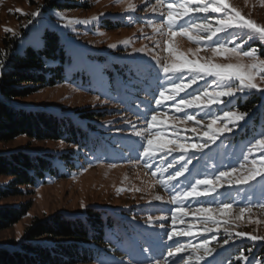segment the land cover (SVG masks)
<instances>
[{
    "label": "trees",
    "instance_id": "trees-1",
    "mask_svg": "<svg viewBox=\"0 0 264 264\" xmlns=\"http://www.w3.org/2000/svg\"><path fill=\"white\" fill-rule=\"evenodd\" d=\"M77 1L84 0H43L47 7L57 12L80 8L82 4ZM149 1H151L150 5L154 4L156 6L154 9L160 10V12H152L151 18L149 17L148 20L139 17V14L145 10L144 8L140 10L141 12L129 10L107 15L102 19L100 25L114 29L119 25H130L133 22L134 24L141 22L144 24L149 20L156 25H165L166 22L157 20L158 14L160 13L159 17H167L168 4L183 0ZM159 7L160 9H158ZM204 17L208 18L210 14L204 15ZM193 20L192 18L189 24L182 26L190 28L191 24H196ZM172 30L180 31L179 22ZM3 40L7 47L3 52L5 64L0 70V143H7L25 136L35 141L60 142L65 148L57 152L49 149L27 148L0 151V176L8 178L6 183H0V200L10 196H21L24 193L23 190L35 189L49 180L62 179L76 173L99 153L110 158L109 149L115 151V154L124 149L123 146L117 144L115 139L119 135L118 130L120 129L114 128V126H105L100 121L105 116L104 113L100 114L98 111H91L89 114L77 111L67 113L60 110L55 111L52 107H25L15 104L14 99L25 98L40 89L64 84L65 81L72 82L79 74V77L85 75L81 79L84 85L88 86L92 83L87 88L89 91L100 94L106 91V95L115 101L118 110H124L128 114L134 115L137 113V109L144 114V111L148 108L151 109L152 106L157 108L155 101L160 98V91L166 89L167 86L170 87L169 84L164 83L163 73L157 71L159 65L152 57L139 59L120 50V52L118 51L120 56L115 54L110 58L98 48H92L91 52L84 49L82 58L73 56L70 44L64 41L58 30L54 28L44 27L42 29V45L40 47H33L25 41L16 40V38L9 42ZM257 43L258 41L254 38L249 45L253 47L252 49L257 50L258 57L264 58V48ZM80 59L87 61L86 68ZM93 66L98 70H94ZM154 76H158L156 80H159L162 85L155 82L156 80L152 82L155 79ZM91 78H104L105 81L98 84L95 82L96 80H90ZM157 85L161 87L156 92ZM198 85H203V88L196 91L193 87V95H199L207 87L203 82H199ZM133 100H137V102L132 103ZM126 106L130 111H126ZM223 111L246 112L251 115L246 122H241L232 134L225 135L215 143L210 142L208 147L203 150H190L187 157L191 161L189 170L181 178L183 186L187 185L189 180L200 179L198 177L203 175L201 173L204 167L206 172L212 173L213 170H210L212 163L215 167L221 166L215 164L212 158L216 161L222 160L223 157L228 158L226 154L222 153L223 151L231 153V150L234 149V155L231 156H235L236 150L243 149L250 141L255 143L256 139L264 138V135H261L264 134V97L258 93L239 94L230 105L223 106ZM223 111L214 110L213 114L220 117L223 115ZM187 114L195 115L196 110L189 109ZM182 115L184 116L183 113ZM134 116H137V119L141 117L138 113ZM180 129L184 131L187 128L180 127ZM183 133L184 135L192 134L190 130ZM199 139L202 138L197 137L191 143H204L206 138L200 141ZM238 154L243 158L240 153ZM248 157L247 160H258L259 154L253 150ZM174 158L178 159L177 153H174L170 160ZM232 165L229 162L227 166ZM257 165L262 167L260 164ZM181 167L182 165L178 171L181 170ZM232 168L230 167L227 171ZM194 169L200 170V173L196 174L199 175L196 178L192 176L195 174ZM225 169L226 167L219 172ZM219 172L215 175H218ZM262 185H264V181L258 177L254 183L226 187L228 189L225 192L217 191L214 196L202 198L211 201V204L205 203L201 206L221 204L213 201L219 196H228L229 193H232V189L238 190L240 187L250 189L245 194L252 197L251 201H258L261 196L264 197V186ZM225 199L221 201L227 203ZM192 205L195 204L176 203V207H185L186 209ZM150 206H153V203L132 204L118 208L92 204L87 205L80 213L58 212L43 220L35 218L25 229L18 244L0 245V264H77L90 262L98 255L120 256V251L130 248L122 242L125 238L131 241L146 233L138 228L139 220H143L141 214H149ZM158 206L153 207L156 209ZM28 208V202L0 205V231L17 223ZM174 210H171L170 213ZM168 222L166 220V224H164L169 225ZM166 236L167 234L163 233L159 242L153 241L154 246L162 243ZM213 236L216 237L214 240ZM205 239L209 241L208 248L212 249V252L205 256L201 249L205 258L199 264H222V261H227V264H241L245 257L250 262L257 261L264 264V242L262 241L252 240L253 242H249L247 239H239L232 242L234 237H231L227 232H217ZM226 240L229 243L225 244ZM185 241H181V243ZM170 245L173 248L176 247L174 243ZM161 250L159 256L152 260L165 261L164 257L167 256L170 249L168 247L164 250L162 244ZM189 256H191V261H189ZM193 256L191 252L185 254L182 261H185V264H197Z\"/></svg>",
    "mask_w": 264,
    "mask_h": 264
},
{
    "label": "rangeland",
    "instance_id": "rangeland-1",
    "mask_svg": "<svg viewBox=\"0 0 264 264\" xmlns=\"http://www.w3.org/2000/svg\"><path fill=\"white\" fill-rule=\"evenodd\" d=\"M162 1L165 2L167 0ZM77 2L82 4L80 8L57 12L54 9L47 7L43 0H0V70L5 64L3 52H5V48L7 47V44L4 43L3 39H5L6 42H9L11 39L16 38V40L25 41L33 47H40L42 45L41 32L44 27L58 30L63 40L68 42L72 47L73 56H80L81 58L84 56L82 52L84 49L91 52L93 51L92 48H98L110 58H112L113 55L115 56V54L120 56L118 51L120 52V50H122L139 59H142L143 57L153 58V56H156L162 64L164 62H171L175 59L174 56L165 51V41L171 39L174 48L178 52L184 53L188 59H199L201 62H204L210 58L213 63L249 64L254 62L257 58L256 56L246 57L243 55V52H249L253 48L249 45L250 41L255 38V40L258 41L257 44L264 48V41L254 33L247 32V30H228L225 33L217 34L220 42L225 43L229 48L235 47L236 44L241 45V48L237 50L241 54L236 55L231 52L213 54L210 51V48L215 47L216 44L211 41L206 42L202 40L197 43L195 40H191L189 37L179 34L175 37H169L167 35L168 29L167 27H164V24L161 25L162 28L160 31H156L153 27L156 24L152 23L151 20L144 24H142V22L134 24L133 22L130 25H119L118 28L114 29H108L103 25H100L102 19L107 17V15L122 13L129 10L140 11L144 8V12L142 11V13L139 14V17L143 20L150 19V14L154 12L156 6L154 4L151 6V1L149 0H84ZM204 2L208 3L209 0H204ZM171 3L179 4L183 3V1ZM228 3L231 6L236 7L246 19H253L264 26V2H262V0H228ZM129 4L135 5V8L129 9ZM18 9L19 11H17ZM158 9H160V7ZM37 10H39L40 15L33 17L31 13ZM45 10L48 11L44 12ZM156 12H160V10ZM101 14L104 15L99 22L93 21V17H100ZM206 14H210V17L205 18L204 15ZM206 14L200 13L193 16V21H195L196 24L208 23L213 29L218 27L216 21L223 18L221 14L211 12ZM159 15L160 13L158 14L157 20L166 22V16L159 17ZM30 20L32 21L31 24H29ZM84 20L92 22L84 24L82 23ZM70 21L71 23H69ZM5 29H9L10 31H5ZM188 29L192 35H208L207 32H197V30L192 27ZM216 39L217 37H213V40ZM113 43L118 46L116 48H110L109 45ZM141 48H143L144 51H134V49ZM196 48H199L200 51L193 55ZM190 49L192 50L191 52L189 51ZM114 51H117V53H114ZM258 58L264 59L260 57ZM80 62L84 65V68L88 66L87 61L84 59H80ZM92 68L98 70L95 66ZM84 76L85 75L79 77L78 74L77 78L72 82L65 81L64 84H56L52 87L40 89L25 98L14 99L13 102L15 104L25 107L30 106L32 108L52 107L55 111L60 110L67 113L72 111L83 112L84 114H89L91 111H98L100 114L104 113L105 116H103L100 121L103 122L105 126H114V128L120 129L118 130L119 135L115 139L118 142L117 144L123 146L124 149L119 150L116 154L115 151L109 149L110 158L105 157V154L99 153L98 156L94 157L83 169L76 173H72L62 179H56L53 181L49 180L47 183L37 186L35 189L23 190L24 193L21 196H10L0 200V205H12L23 202L29 203L27 212L17 223L0 231V245L18 244L25 229L35 218L43 220L57 214L58 212L70 214L80 213L87 205L92 204L109 205L118 208L127 207L132 204L153 203V206H159L156 209H154L153 206H150V208H148L149 214L140 215L143 217V222L139 220L140 223L138 228L146 231V233L139 236L138 239H132L130 241V239L125 238L124 241H122L124 242V245L130 246V248L124 249L122 252L120 251V256H114L112 254L98 255L90 262L77 264H116V261H123V264H157V262H159V264H165V261L160 262L159 260L154 261L152 259L159 256L158 254L162 252V244L164 245V250L168 248V245L173 244V241L168 240L167 236L163 239L162 243H159L160 245L157 244L154 246V242H159L161 235L172 231L173 227H176L177 229L181 227L179 219H177L176 225H173L172 223V215H170L172 213L170 212L171 210H174L176 203L171 202V196L175 195L176 191L182 192L189 190L192 184L195 183V180L193 179L194 176L195 178L198 177L199 175L196 174L198 172L200 173V170H193V172H195V174L192 175L193 178L191 177L193 180H189L185 186H183L181 178H178L177 187L172 192H169L164 186L158 183V181L166 179L169 175H174L175 171H178L180 168V165H173V167L169 169L168 164L172 160H170V157H165L164 163L161 165V167L166 170L165 174L163 176H153L152 172H155L156 168L153 167L151 171L146 169L139 156V153L143 151L141 144H146L149 133L145 132L143 137H137L135 132H143L148 128L147 122L151 119L152 113H157L158 119H163L167 116L169 124H175L178 128L184 127L190 130L194 126H199L195 125L194 122L179 123V121L184 120V116L182 113H177L175 111L171 101H167L157 108L152 106L151 109H146V111H144L145 118L140 117L137 119V116H134L137 115L135 112L134 115H131L124 110H118L115 101L106 95V91L101 94L99 92L89 91L87 88L92 85V83L88 86L84 85V83L81 82V79ZM157 77L158 76H154L155 79L152 80V82H154ZM207 79L208 85L205 90L213 91L214 85L212 84V81L214 78ZM90 80H96L95 82L98 84L105 81L104 78H91ZM155 82L159 83L160 81L156 80ZM181 82L187 83L185 80H182ZM253 82L257 83L261 88H264V79L260 78V74L256 75ZM159 84L162 85V83ZM237 84L238 81L233 85L236 86ZM160 85H157V89H155L156 92L161 87ZM193 87L195 89L200 88L201 90L203 85H193L192 88ZM165 88L167 89L170 87L167 86ZM168 94L169 93L166 92L165 95ZM200 94L201 93H199V95ZM180 99L188 98L181 93L177 97V102ZM201 99H204L203 96H201ZM135 102H137V100H133L132 103ZM128 108L129 107L126 106L127 112L130 111ZM174 116L179 117V121L173 120L172 118ZM220 117L221 120H218L220 121L217 122L218 125L223 121V115ZM197 119L201 120L202 125H204L206 129L208 118L197 116ZM132 125H135V127ZM167 131L169 132V136L166 138H174L170 135L172 129L169 128ZM183 132L185 131H181L182 135H184ZM193 135L195 134L192 133L187 136L192 137ZM192 140L193 139H189L187 142L191 143ZM200 140L202 139H199V141ZM251 143L254 142L251 141ZM251 143H247L243 149L236 150L237 154L235 156H231L234 155V149H232L231 153L230 151L222 152L223 154H226L228 158L223 157L222 160L218 159V161L212 158L215 164L221 166L215 167L212 163L210 165V170H213L212 173L206 172L204 167L201 173L203 175L198 178L215 179V174L225 167L226 171L230 167L236 169V172L233 173L234 178L236 176L248 174L249 169L252 167V161L241 158L238 153L241 154L243 152L246 155L251 154L252 152H248ZM21 148L33 150L49 149L57 152L63 150L65 146L60 142L35 141L30 140L25 136L18 137L7 143H0V151L4 152ZM229 162L233 165L227 166ZM149 163L160 164L159 157H157L155 162ZM256 167L260 168L258 165H256ZM7 181V177L0 176V183H6ZM221 184H223L224 187L217 191L225 192L228 189L226 187H229L227 184V178H222ZM198 190L202 191L203 186H199ZM249 190L250 189L244 187H240L238 190L232 189V193H229L228 196H219L213 201L215 203H223L221 200L226 198L225 202L231 204L232 207L228 210L227 216H220L217 213V217L220 220V226L217 228L214 225H209V227L214 229L212 232H203V226L199 221H194L191 216V213L195 208L201 207L200 204L192 205L186 209L189 215L184 218L185 222L183 227L187 229L189 223H196L197 227L192 230L194 232H200L204 239L217 232H227L231 237H234L232 242L239 239H247L249 242H253L250 238L251 235L264 237V197L261 196L258 201L253 202L251 201L252 197L245 194ZM156 196L162 197L163 200H155ZM82 203L85 205L83 208L81 207ZM218 206L219 204L216 206L203 207L217 208ZM241 208H244L245 212L240 219L237 220L235 217L240 215ZM179 215L180 214L178 213L177 216L179 217ZM161 217H164L165 219L162 220L160 219ZM150 219L152 220V223H149ZM166 220L169 221V225H165ZM225 221H227V223H225ZM225 228H227L228 231H225ZM237 232H243L249 235L240 238L236 236ZM175 239L180 241V243L184 240H186L184 243H188L187 237H176ZM193 242L199 243L200 241L195 240ZM143 247L150 248L151 252L147 253ZM190 252L191 249H188L185 254ZM197 254L205 258L201 253V249ZM193 257L195 258V255ZM182 260L183 258L178 259L176 264H185V261ZM247 260L248 264H260L257 261L250 262L248 258ZM227 263V261H222V264ZM241 264H245V259Z\"/></svg>",
    "mask_w": 264,
    "mask_h": 264
},
{
    "label": "snow or ice",
    "instance_id": "snow-or-ice-1",
    "mask_svg": "<svg viewBox=\"0 0 264 264\" xmlns=\"http://www.w3.org/2000/svg\"><path fill=\"white\" fill-rule=\"evenodd\" d=\"M264 2V0H262ZM129 9L135 8V5L129 4ZM19 11V9L17 10ZM155 11V9H154ZM219 13L223 17L218 19L216 24L218 27L213 29L208 23L200 24H191V27L197 32H207L206 36L192 35L189 32L187 27L182 25L190 23L193 16H196L200 13ZM127 14V13H126ZM33 17L40 15L39 10L33 11L31 13ZM100 17H93V21L99 22L102 19ZM187 18V19H185ZM202 18V17H201ZM92 21L84 20L82 23L89 24ZM179 22L180 31L177 33L173 31V27L177 26ZM32 21H29L31 24ZM71 23V21L69 22ZM67 26V25H65ZM154 30L160 31L161 25H154ZM164 27H167L169 37H175L178 34L182 36H187L191 40H195L197 43L200 41H211L215 43L216 46L210 48V51L213 54H223V53H235L240 55L241 53L237 51L241 48L240 44H236L235 47L229 48L225 43H221L218 37V33H225L228 30H247L249 33H254L262 41H264V26L257 23L253 19H246L244 15L241 14L236 7L231 6L228 3V0H209L208 3H205L204 0H183V3L179 4H168V12L166 17V24ZM5 31H10L5 29ZM213 37H217L216 40H213ZM126 43V42H125ZM166 48L165 51L169 52L172 56L175 57L171 62H164L161 64L160 60L153 56V59L156 60V64L159 65L157 68L158 72L163 73L164 83L169 84L170 88L164 89L159 93V99H156L155 103L157 107L162 106L165 102L171 101L172 106L177 113L184 114V120L179 121V117H173V120L179 121V123L194 122L195 125L199 127H192L190 131L195 134L192 137L181 134V129L178 128L175 124L170 125L168 122V117L165 116L163 119H158V114L154 113L151 116V119L148 120V128L142 131H136L135 135L137 137H143L145 132H148L146 144H141L143 151L139 153L141 160L144 163L146 169L156 168L155 172H152L153 176H163L165 174V169L161 167L164 163L165 157H172L174 153L178 154V159L174 158L171 163L168 165V168H172L173 165H182L181 170L175 171L174 175L167 176L166 179L158 181L162 186H164L169 192H172L178 183V178L185 176V173L189 170L190 160L187 159L190 150H203L207 148L209 143H215L220 138L225 135L232 134L236 128L240 126L241 122H246L247 118L251 113L246 112H235V111H223V106L230 105L232 101L236 99L239 94H247L251 92H256L260 96L264 97V88L258 86L257 83H254V79L257 74H260V78L264 79V59H259L257 56V50L253 49L249 52H243V55L246 57L256 56V60L249 64L241 63H213L211 59H207L204 62H201L199 59H188L185 54L178 52L174 46L171 39L165 41ZM118 45L113 43L110 44V48H116ZM134 51H144L141 49H134ZM192 51L191 49L189 50ZM200 51L199 48L195 49L193 55ZM208 77H214L212 84L214 85L213 91H203L200 95L192 94V86L198 85L200 81H203L205 86L208 85ZM187 80V83H177L176 81ZM238 81L236 86L233 84ZM199 91V88L196 89ZM165 92H168V95H165ZM183 93L185 96H188V99H180L177 102V97L179 94ZM203 96V100L201 99ZM195 109V115L187 114L186 110ZM223 111V121L218 125L217 121L221 120V117L214 115L213 112ZM141 118H145L143 113L139 112V109L136 110ZM197 116L208 117L205 126L202 125L201 120L197 119ZM130 123V122H127ZM135 127V125H132ZM169 128L172 129L170 135L174 138H166L169 136L167 131ZM185 132L188 129H184ZM264 135V134H261ZM197 137L206 138L204 143H189V139H196ZM251 143V141L249 142ZM253 150H256L259 154L258 160L252 161V167L249 169L248 174L243 176L233 177V173L236 172L235 168H232L231 171H220L218 175L215 176V179H197L191 188L186 191H176L175 195L171 196L172 203L184 204H200L205 203L211 204V201L206 199L210 196H214L217 193V190L224 187L221 184L222 178H227L228 186H238L254 183L259 177L261 181H264V138L256 139L255 143H251V147L248 148V152L251 153ZM243 158L247 160L248 155L241 153ZM159 157L160 164L149 162H155ZM260 164L262 167L257 168L256 165ZM214 174V173H213ZM199 186H203V190H198ZM264 186V185H262ZM138 190V189H137ZM155 200L162 201L163 198L156 196ZM81 207H85L83 203ZM232 207L229 203H221L217 208L212 207H197L195 208L191 216L194 221H199L203 226V232L210 233L214 229L209 227V225H214L217 228L220 226V220L217 217V213L220 216H227L228 210ZM245 212L244 208L240 209V215L236 216L235 219H240V217ZM180 214L179 217L177 214ZM189 215L185 207H178L175 211L172 212V223L176 225L177 219L180 220L181 227L177 229L173 227L172 231L167 233L168 240L173 241L176 244V247L169 245V251L167 256L164 257L165 264H176L178 259H182L186 250L191 249L197 264L203 259L199 254L200 249H203L204 255H210L212 249L208 248L207 245L209 241L204 239L200 232H194L192 229L197 227L196 223H189L187 229L183 227L184 218ZM160 219H165L161 217ZM149 223H152V220H149ZM227 223V221H225ZM225 231H228L225 228ZM246 233L237 232L236 236L244 238ZM176 237H187L188 243H179L175 238ZM19 238V237H18ZM216 237L213 236L214 240ZM250 238L253 241H264V237L251 235ZM199 240V243H194L193 241ZM229 241H225V244ZM146 252H151V249H145ZM245 259V264H248L247 257ZM189 261H191V256H189ZM116 264H123V261H116ZM159 264V262H157Z\"/></svg>",
    "mask_w": 264,
    "mask_h": 264
}]
</instances>
